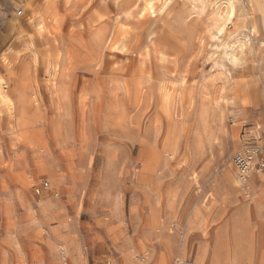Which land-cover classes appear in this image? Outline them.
<instances>
[{
  "label": "rangeland",
  "instance_id": "1",
  "mask_svg": "<svg viewBox=\"0 0 264 264\" xmlns=\"http://www.w3.org/2000/svg\"><path fill=\"white\" fill-rule=\"evenodd\" d=\"M228 1L0 0V264H264V0Z\"/></svg>",
  "mask_w": 264,
  "mask_h": 264
},
{
  "label": "built area",
  "instance_id": "2",
  "mask_svg": "<svg viewBox=\"0 0 264 264\" xmlns=\"http://www.w3.org/2000/svg\"><path fill=\"white\" fill-rule=\"evenodd\" d=\"M19 11L21 12V9ZM232 162L243 180L250 177L254 170L264 171V156L257 145H251L247 149L237 151L232 157ZM48 184V181H44L37 185L36 191L41 192L43 188L48 187Z\"/></svg>",
  "mask_w": 264,
  "mask_h": 264
},
{
  "label": "bare ground",
  "instance_id": "3",
  "mask_svg": "<svg viewBox=\"0 0 264 264\" xmlns=\"http://www.w3.org/2000/svg\"><path fill=\"white\" fill-rule=\"evenodd\" d=\"M227 3V2H226ZM227 9H226V12H227V18L228 19H232L233 18V16H234V14H235V4H234V2L231 0H229L228 1V4H227V7H226ZM224 9V8H223ZM222 9V10H223ZM235 55V54H234ZM242 182V181H241ZM197 243H199V242H197ZM192 244V243H191ZM194 245H196L195 244V241H194V243H193ZM199 244H201L202 245V243H199ZM194 245L192 246V247H194ZM186 246V245H185ZM203 246V245H202ZM205 246V245H204ZM203 246V247H204ZM195 247H197V246H195ZM205 248V247H204ZM186 249H187V247H186ZM198 249H199V247H198ZM200 249H201V246H200ZM203 249V248H202ZM190 250V249H189ZM193 251H194V248H193ZM189 252V251H188ZM197 252V251H196ZM204 252V251H203ZM191 253V255H192V252H190ZM206 253V252H205ZM204 253V254H205ZM189 254V253H188ZM196 254V253H195ZM206 256V255H205ZM194 258V257H193Z\"/></svg>",
  "mask_w": 264,
  "mask_h": 264
}]
</instances>
